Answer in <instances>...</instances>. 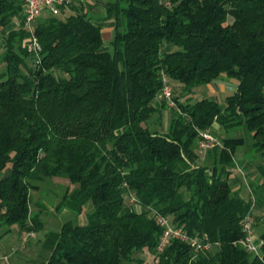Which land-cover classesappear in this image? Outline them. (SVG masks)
Returning a JSON list of instances; mask_svg holds the SVG:
<instances>
[{
  "label": "trees",
  "instance_id": "1",
  "mask_svg": "<svg viewBox=\"0 0 264 264\" xmlns=\"http://www.w3.org/2000/svg\"><path fill=\"white\" fill-rule=\"evenodd\" d=\"M89 6L79 0L42 16L36 57L21 0H0V173L10 169L0 178V227L44 230L31 192L61 177L68 186L56 210L73 218L45 234L48 255L36 264H146L138 252L148 264H264L256 213L264 207V161H256L264 159V0H105L103 20L115 22L109 49ZM164 74L174 106L160 97ZM221 78L237 83L223 103L194 100L197 87ZM164 110L162 131L151 121L161 124ZM214 124L221 145L201 155V132ZM239 165L249 181L237 178L234 189ZM153 211L191 236L206 234L212 247L174 240L158 252ZM251 212L262 225L260 255L240 244Z\"/></svg>",
  "mask_w": 264,
  "mask_h": 264
},
{
  "label": "built area",
  "instance_id": "2",
  "mask_svg": "<svg viewBox=\"0 0 264 264\" xmlns=\"http://www.w3.org/2000/svg\"><path fill=\"white\" fill-rule=\"evenodd\" d=\"M79 0H21L24 10L25 17V28L29 33L26 45L28 50L33 53L36 57H39L42 50L41 44L35 34V24L36 22L46 13L57 15L60 13L63 7H68L69 5L77 2ZM39 61V60H38ZM163 89L161 91L160 97L165 99L170 106H174L175 102L173 100V87L171 80L167 75H163ZM214 144L221 145L218 138L213 135L210 131L201 132V139L199 141L198 147L200 149L201 155L211 148ZM134 200V198H132ZM151 217L155 219L157 224L162 228L161 237L158 245V252H162L172 241L179 240L190 245L196 251L209 249L212 247V243L209 241V237L205 234L203 236H191L186 230L181 226H176L172 223L171 218L155 211L151 212ZM255 213L251 212L246 215L242 221V230L244 232V237L240 240L247 250L255 253L261 254V246L263 240L257 237L255 231ZM36 232L25 231L22 234V244L25 245L30 238L36 237Z\"/></svg>",
  "mask_w": 264,
  "mask_h": 264
},
{
  "label": "rangeland",
  "instance_id": "3",
  "mask_svg": "<svg viewBox=\"0 0 264 264\" xmlns=\"http://www.w3.org/2000/svg\"><path fill=\"white\" fill-rule=\"evenodd\" d=\"M94 14H95V16L101 17L104 15V11L101 7H97L94 10ZM9 26L11 27V24ZM3 52H4V40H2L0 43V57L2 56ZM4 68H5V64L1 63L0 71H3ZM227 81H229V79H227ZM230 81H233L234 83H236L234 80H230ZM218 84H219L218 86L221 88V85L225 84V83L220 81V82H218ZM228 86L229 87L226 88V90H224V91H221L222 89H220L219 93L218 92L216 93L217 95H213L214 90L211 91L212 88L210 89V87L208 85L199 86L195 90L194 98L195 97L196 98L195 99L193 98V99L197 100L198 98H201L203 96H208V97L218 99L222 103L225 101V97L227 95L234 92V91H232L234 89V86L232 84H230ZM172 87H173V95H175V93H174L175 85L173 83H172ZM177 87L179 89L181 88V86H176V88ZM179 93H180L179 90H177L176 94H179ZM170 116H171L170 110H164L161 124H160V120H158L157 116H154L152 118L151 123H154L153 124L154 127H158L160 130L165 131L168 127V122H169ZM159 124H160V127L158 126ZM215 136L218 139H220L221 135L220 136L215 135ZM245 152H247V153L250 152V148L247 147V148L238 150V154H237L236 159H237V162L239 164H240V161L244 160ZM256 161H264V159H262L261 157H257ZM247 167H249V166L247 165ZM242 169H244V168L241 165H239V167H237L236 169H233V171H234L233 174H234V176L241 178L247 184L249 181V178L246 176V171H244ZM250 170L254 171L253 166H250ZM234 176H232V177H234ZM37 183L40 186V190L31 192V202H32L31 206H32L33 211H40L42 213V219L44 220L46 227L44 230H42L41 232L38 233V237H39V239H44L45 234L47 232L59 229L65 221L73 218V215L70 212L68 214H65L66 210H63V211H57L56 210V204L60 201V199L62 198V195L64 194V192L66 191V188L68 186V180L66 178H61V177L50 178L49 177V178H45L43 181H39ZM239 183L240 182H238L237 184H234V182H231V184L233 185V188H235V189L239 188V185H240ZM243 192L246 193L247 190L243 189ZM85 209L87 211L92 210L93 209L92 203L89 202L85 206ZM256 213H257V215H264V207L262 209L257 208ZM262 219H264V216ZM259 228L262 230V225H260ZM259 228L255 227L257 237H259V232H260ZM136 257H140V258L144 259V261H146V264H148L151 260V258L143 252L136 253ZM44 259H45V257H40V256L35 257L36 263H39L40 261H43Z\"/></svg>",
  "mask_w": 264,
  "mask_h": 264
},
{
  "label": "crops",
  "instance_id": "4",
  "mask_svg": "<svg viewBox=\"0 0 264 264\" xmlns=\"http://www.w3.org/2000/svg\"><path fill=\"white\" fill-rule=\"evenodd\" d=\"M104 1L105 0H80V2H82L84 4L91 5V6H89L91 16L96 20V23L98 25L102 26L103 38L105 41L103 49H109L110 41L112 39L113 32H114L115 22L113 20H103V17L105 15V10L103 7ZM97 7H101L103 9V11H104L103 16H101V17L95 16L94 10ZM44 15H46V14H44ZM17 26H18V22L14 21L11 24V27L9 26V27L5 28L4 30H2V34L5 35L10 30L16 28ZM220 81L225 83V84L221 85V88L218 86L219 85L218 82H220ZM230 84H232L234 86V89L232 91H235L237 89V83H234L233 81H230V80L227 81V79H225V78L214 80L212 82V84H210L209 87H210V89L212 88L211 91L214 90L213 95H217L216 93L217 92L219 93L220 89H222L221 91H224V90H226V88L229 87L228 85H230ZM212 99L219 101L218 99H215V98H212ZM209 131L212 134L217 135V136H220L223 133V129L218 124H214L209 129ZM233 169H236V168H231V171H233ZM9 172H10V169L5 171L4 173H0V178L6 176ZM237 178L238 177H236V176L232 177L231 182H234V184H237L239 182L237 180ZM239 184H240L239 185V188H240L241 183H239ZM263 191H264V189H263ZM257 207H258V209H260L259 206H257ZM65 210H66L65 214H68L69 211L67 209H65ZM78 222L81 225H85L88 223L87 212L79 215ZM23 232L20 231V228L17 224L11 225L10 227H0V264H36L35 257H37V256L46 257L48 255V252L43 247L44 246L43 245L44 239H39L38 233H36L37 234L36 237L30 238V240L25 245H23L21 242Z\"/></svg>",
  "mask_w": 264,
  "mask_h": 264
}]
</instances>
